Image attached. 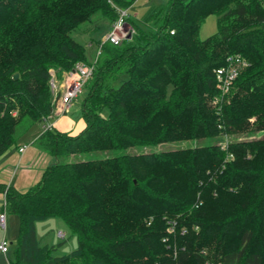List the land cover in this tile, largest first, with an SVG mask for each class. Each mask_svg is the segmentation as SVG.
<instances>
[{
  "label": "trees",
  "instance_id": "trees-1",
  "mask_svg": "<svg viewBox=\"0 0 264 264\" xmlns=\"http://www.w3.org/2000/svg\"><path fill=\"white\" fill-rule=\"evenodd\" d=\"M121 2L134 0H0V153L18 124L50 114V70L88 62L71 32L100 15L98 44ZM209 15L217 30L200 39ZM128 21L132 37L105 41L84 85V127L42 131L35 144L54 161L27 190L0 183L19 218L9 264H264V138L218 142L264 130V0H169ZM233 54L248 65L223 96L214 70ZM180 140L195 143L127 151ZM107 150L123 152L61 161ZM52 217L77 237L68 253L37 237Z\"/></svg>",
  "mask_w": 264,
  "mask_h": 264
},
{
  "label": "rangeland",
  "instance_id": "rangeland-1",
  "mask_svg": "<svg viewBox=\"0 0 264 264\" xmlns=\"http://www.w3.org/2000/svg\"><path fill=\"white\" fill-rule=\"evenodd\" d=\"M169 0H134L130 5L126 2H121V5H125L127 11L129 13L130 18L141 20L146 15H148L153 8L160 7L161 5H166ZM216 16L209 15L206 17L205 21L202 23L198 36L200 39H204L217 30V23H216ZM107 22L104 18L100 17V15H94L92 20L89 22L82 23L79 28L75 29L71 32V36L76 39L85 49L86 59L88 61H92L95 57V51L97 44L95 41L92 42V46L89 43L95 37H98L99 33L94 34V29L97 25H105ZM160 23L159 16L153 17L147 23L150 26H158ZM132 26V25H131ZM134 33V29H133ZM103 36V35H101ZM250 71V70H249ZM51 76L52 73L54 74L53 70H50ZM57 79V75H54ZM51 78V77H50ZM60 80V79H59ZM50 81V80H49ZM86 95V87L84 86L81 92L78 94L77 99H75V103L71 104V115L74 117L75 120H81V102L83 101ZM228 95V94H227ZM75 109V111H73ZM16 111H13L15 114ZM254 118H250L252 122ZM43 122V123H42ZM36 122V123H28L24 121L17 125L16 127V140L17 141H24L26 138L30 137L34 132H38L41 128L42 124H45L44 121ZM50 123V122H49ZM142 138H145L141 136ZM264 138V130H251V128L247 131L233 133L232 135L224 136L220 138L218 142L225 144L229 141H248V140H255ZM148 139V137L146 138ZM203 144H207L209 142L208 139H203L201 141ZM195 143L194 140H180L170 143H162L157 145H150L145 147H135L131 148L127 151L132 153H144V152H158V151H168L174 149H183L187 147L193 146ZM120 151H92L82 154H74L69 156L61 157V161H80V160H91V159H98L104 158L107 156H112L116 153H121ZM146 176L149 173L148 171L143 172ZM2 231V229L0 228ZM19 230V218L16 214L7 213L6 214V239L10 246V249L7 253L9 260H13V252H12V243L14 244ZM63 231L65 233L64 239L57 238V231ZM36 234L38 239H42V244L48 242L49 244H58L60 243V247L57 249L56 253L64 254L70 252L72 249L76 248L77 246V237L74 234H71L70 229L65 224L64 220L60 217H52L47 220H43L36 223ZM7 264V263H6Z\"/></svg>",
  "mask_w": 264,
  "mask_h": 264
},
{
  "label": "built area",
  "instance_id": "built-area-1",
  "mask_svg": "<svg viewBox=\"0 0 264 264\" xmlns=\"http://www.w3.org/2000/svg\"><path fill=\"white\" fill-rule=\"evenodd\" d=\"M118 16L115 21L112 22L109 30L104 33L99 43L97 44L95 57L92 61L88 62H76L71 70L64 73L61 82L52 73L49 81L51 92L52 110L49 115L43 120V131L52 127L49 123V119L54 116L65 113L78 94L81 92L86 81L91 77L98 56L101 52V45L107 41L112 44H118L124 39H130L133 35V27L128 21L129 13L127 8L117 7ZM173 33V31H171ZM247 61L239 54L228 55L225 59V63L214 70V76L216 80V86L221 95H227L233 85V82L237 78L240 71L247 67ZM219 97L214 99V103L218 102ZM26 148L23 145L18 148V151L22 152ZM0 227L5 230L6 227V210L5 201L3 202V208L0 211ZM57 238L64 239L65 233L63 231H57ZM8 241L3 238L0 240V252L6 254L8 251ZM9 264V260H6Z\"/></svg>",
  "mask_w": 264,
  "mask_h": 264
},
{
  "label": "crops",
  "instance_id": "crops-1",
  "mask_svg": "<svg viewBox=\"0 0 264 264\" xmlns=\"http://www.w3.org/2000/svg\"><path fill=\"white\" fill-rule=\"evenodd\" d=\"M95 40L96 37L92 39L89 45L92 46V42ZM61 80L58 79V82H61ZM71 108L72 106L65 113L52 117L49 119V122L54 129L74 135L84 127L85 122L83 118L81 120H75L71 115ZM43 125H41L38 132H34L24 141L16 140L14 145L9 146L0 153V183L6 186H12L18 191H25L39 180L44 169L54 161L50 154L35 144V141L43 131ZM23 145H26V148L22 152L18 151V148ZM3 202L4 195L3 192H0V211L3 208ZM3 238L6 239V227L5 230H0V240ZM39 240L42 243V239ZM43 244L50 245L48 242ZM14 247L15 243H12V249ZM9 249L10 246L8 247V251ZM8 251L6 254L0 252V264H6V260H9L7 256Z\"/></svg>",
  "mask_w": 264,
  "mask_h": 264
},
{
  "label": "water",
  "instance_id": "water-1",
  "mask_svg": "<svg viewBox=\"0 0 264 264\" xmlns=\"http://www.w3.org/2000/svg\"><path fill=\"white\" fill-rule=\"evenodd\" d=\"M14 78H16L17 77V74H14V76H13Z\"/></svg>",
  "mask_w": 264,
  "mask_h": 264
}]
</instances>
